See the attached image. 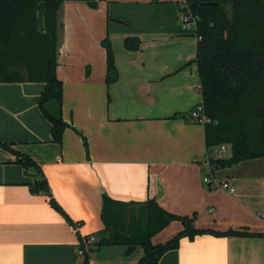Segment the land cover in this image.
<instances>
[{
    "label": "crops",
    "instance_id": "1",
    "mask_svg": "<svg viewBox=\"0 0 264 264\" xmlns=\"http://www.w3.org/2000/svg\"><path fill=\"white\" fill-rule=\"evenodd\" d=\"M154 2L180 10L182 0L60 4L56 75L67 123L60 142L38 104L44 83L0 81V264H135L138 245L124 254L127 245L97 243L104 194L121 201L154 198L169 212L195 214L197 228L264 232V157L212 168L233 191L203 181L206 160L219 146L207 147L204 124L190 116L201 102L195 35L173 21L170 28L127 32L128 25L112 20L116 26L108 28L112 5ZM106 35L118 72L110 83L101 43ZM127 36L140 39L137 49L125 47ZM16 152L35 160L51 194L30 190L33 171L16 162ZM182 227L172 220L151 242L163 243ZM87 234L96 240L78 255L79 237ZM156 264H264V235L184 236Z\"/></svg>",
    "mask_w": 264,
    "mask_h": 264
},
{
    "label": "trees",
    "instance_id": "2",
    "mask_svg": "<svg viewBox=\"0 0 264 264\" xmlns=\"http://www.w3.org/2000/svg\"><path fill=\"white\" fill-rule=\"evenodd\" d=\"M65 0H0V81H40L44 87L38 104L51 122L52 139L60 142L67 123L62 118V81L56 75L57 11ZM85 1L96 7L98 0ZM196 19L194 62L199 77L202 107L210 119L205 123L207 147L226 143L227 156L209 157L211 168L228 167L264 157V0H183ZM216 1L217 5L204 2ZM112 19L108 16L107 24ZM109 28V26H108ZM106 54V83L118 77L108 36L101 40ZM137 36L124 38L127 49H137ZM25 67V72L21 69ZM52 103L54 109H48ZM1 145H4L0 143ZM84 145L86 140L84 139ZM16 162L26 173L33 171L30 190L50 193L46 177L27 154L16 152ZM51 205L68 215L51 196ZM101 218L104 227L98 244L141 245L143 255L135 264H156L167 250L176 248L181 237L201 233L261 234L234 228L215 231L197 228L195 214L167 211L154 198L121 201L104 194ZM182 229L163 243L151 237L170 221Z\"/></svg>",
    "mask_w": 264,
    "mask_h": 264
},
{
    "label": "rangeland",
    "instance_id": "3",
    "mask_svg": "<svg viewBox=\"0 0 264 264\" xmlns=\"http://www.w3.org/2000/svg\"><path fill=\"white\" fill-rule=\"evenodd\" d=\"M110 13L111 15H113V18L119 17L118 19L125 21L124 24L128 25V27H124V29L127 32H134L138 29H157L161 27L170 28L172 27V21L176 22V24H178V22L181 23V10L176 7H162L159 6L156 2L150 5L126 3L123 4L120 9L112 5L110 7ZM115 26L116 23L114 21H110V31H112ZM195 37L197 38L196 35ZM21 69L25 72V67H21ZM47 108L49 110H52L54 109V106L47 103ZM222 144L226 146V143ZM220 145L221 144H218V146ZM134 252L135 254H139L140 256H142L144 252L143 247L141 245H138Z\"/></svg>",
    "mask_w": 264,
    "mask_h": 264
},
{
    "label": "built area",
    "instance_id": "4",
    "mask_svg": "<svg viewBox=\"0 0 264 264\" xmlns=\"http://www.w3.org/2000/svg\"><path fill=\"white\" fill-rule=\"evenodd\" d=\"M179 7L181 10L180 19H181L183 28L186 30L194 29L196 25V19L191 14L189 9H187L185 2L183 1ZM197 38H200V36H197ZM190 116L194 120H197L198 122H201L203 124L210 121L208 116L205 113H203L202 107L200 105L196 106L194 109L191 110ZM225 156H227V148L224 144H221L219 146L217 154L215 155V158H221ZM206 163L209 166V170H208V173L203 176V181L206 183L214 182L215 184H217L218 186L224 189L233 191L234 188L230 186L228 182L222 181V180L220 181L213 177L209 158H207ZM95 240H96V237L94 234H87V235L80 236L78 240L77 254L81 256L86 255L89 252L91 245L94 243Z\"/></svg>",
    "mask_w": 264,
    "mask_h": 264
},
{
    "label": "water",
    "instance_id": "5",
    "mask_svg": "<svg viewBox=\"0 0 264 264\" xmlns=\"http://www.w3.org/2000/svg\"><path fill=\"white\" fill-rule=\"evenodd\" d=\"M203 4L205 5H217L216 1H209V2H204ZM112 20L116 21V22H120V23H124V20L118 19V18H112ZM135 245H127L125 250H124V254H129L132 249H134Z\"/></svg>",
    "mask_w": 264,
    "mask_h": 264
}]
</instances>
